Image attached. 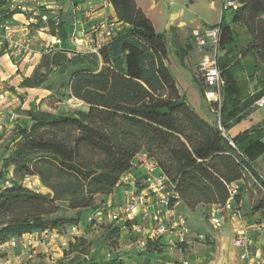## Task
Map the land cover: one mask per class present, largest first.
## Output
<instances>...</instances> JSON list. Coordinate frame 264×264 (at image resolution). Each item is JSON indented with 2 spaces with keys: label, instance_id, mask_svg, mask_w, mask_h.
Returning <instances> with one entry per match:
<instances>
[{
  "label": "trees",
  "instance_id": "trees-1",
  "mask_svg": "<svg viewBox=\"0 0 264 264\" xmlns=\"http://www.w3.org/2000/svg\"><path fill=\"white\" fill-rule=\"evenodd\" d=\"M231 1L238 8L232 11L230 25L223 22L219 25L217 48L237 61L234 66L242 60L249 79L255 80L259 73L264 76V0ZM109 2L117 22L127 25V30L106 44H100L97 39L96 52L44 54L33 78L24 79L21 84L39 88L48 70H60V74L70 71L64 90L87 109L72 116L57 114V105L62 100L60 93L40 102V107L47 110L31 103L27 111L30 125L18 129L16 147L3 168L14 167L17 176H33L36 162L50 160L63 174L75 177L88 190L82 198L69 203V208L74 210H98L94 196L113 194L121 177L132 170L134 160L142 152L158 164L178 195V201L190 210L200 205H224L229 198L226 184L243 180L246 172L264 189V179L252 165L264 152L263 145L257 141L264 137V130L254 127L232 142L226 139L193 110L179 91L167 63L166 38L155 30L135 0ZM3 6L6 10L0 13L5 14L0 22L20 14L9 10V0H0V8ZM62 24L58 37L63 41L66 35ZM234 26L246 29V41L239 38ZM49 28L56 36L51 21ZM219 69L224 81L220 121L223 128L229 129L245 119L248 109L264 96V83L259 84L258 93L244 100L232 68ZM41 70H44L42 78L38 75ZM49 132L74 135L60 138ZM239 197L236 203L240 202ZM55 202L13 183L0 189V248L10 239L25 234L48 230L64 233L69 227L81 224L80 213L77 219L54 216L60 210ZM132 225L129 221L124 226L131 228ZM121 228L111 226L110 239L115 246L120 240ZM85 245V240L80 239V254H85ZM75 246L72 242L68 244L71 248ZM149 248L150 252L162 253L151 244ZM109 261L112 262L109 264H120L121 259ZM83 264L99 263L84 259Z\"/></svg>",
  "mask_w": 264,
  "mask_h": 264
},
{
  "label": "crops",
  "instance_id": "crops-1",
  "mask_svg": "<svg viewBox=\"0 0 264 264\" xmlns=\"http://www.w3.org/2000/svg\"><path fill=\"white\" fill-rule=\"evenodd\" d=\"M188 1L189 0H135L137 6L151 20L155 27V30L165 36L166 42L167 39L175 42L178 45V49L180 48V51H182V54L187 59H189L190 54H193V52L195 51V55L197 56L195 64H197L196 67H198L204 59L213 58L215 56V52L211 48V43H208L204 47L198 45L197 37L195 36V34H203L206 30L209 29L207 27L204 28V24L194 17L191 8L186 6ZM76 2H72L71 0H41L38 2L37 8L39 7L51 10L58 7L60 9V17L61 22L63 23L62 27L63 32L66 35V39L63 40L62 44L59 47H52V49H54L53 53H58L60 51L76 52L82 54L88 53L91 50V47L88 45V39L92 34L88 31L89 27L100 21H117L114 8L109 0H80L77 3ZM192 3H194V1H189V4ZM215 4L216 2H213L212 7H214ZM4 10H6V6L0 8V13L2 11L4 12ZM220 13L222 14V19L218 24H215L217 25L216 28H218L222 22L225 25H230L232 12L229 11L225 13L222 8ZM4 15L5 14H0V21H2ZM9 20L20 32L24 30L30 32L34 47L42 51L43 55L52 52H48L45 50L46 44L54 43L53 38H50V28L48 25L41 23L39 20L38 24L31 25L28 21V16L21 13L12 16ZM127 29V25L118 23V30L116 32V35L122 30L125 31ZM234 30L235 33H242L243 39H245L246 41L247 34L244 27L234 26ZM97 39L100 44H106L109 42L105 39H102L101 37H98ZM208 50H210V52H207ZM225 52L226 51L217 52V62L219 53L225 54ZM228 58L229 57H227L226 59ZM238 61L239 62L236 64V66H234L237 61L231 62L229 60L224 67L232 68L231 70L239 81V85L242 91V98L246 100L250 97H253L261 90V88H259L260 86L256 84V79H249L242 60ZM37 69L39 68L30 67L24 63L15 61L8 54L6 45H3L0 42V87L3 86L8 89L12 88L17 94L20 95V97L27 98L28 102L24 103L23 106L20 107L23 111H28L30 109L32 100L36 101V103H40L43 99L51 96L52 94L62 93L60 91H55L54 89H46L44 87V84H42L39 88L22 87L21 84L23 80L33 78ZM251 85L253 86V91H248V88ZM65 93L68 94L67 91H65ZM185 99L188 102V98L185 97ZM205 101L208 106H211V103L208 102L206 98ZM27 103H30L29 107ZM255 103L248 109V116L241 122L231 126V128L229 129L223 128L221 124L219 112L220 109L217 108L216 112L205 105H199L198 102L196 103L195 107L191 106L190 103L189 105L201 118L206 120L214 128L220 130L222 132V135L230 142H232L233 139L241 136L243 133L251 130L254 127H261V129L264 130V107L258 108ZM19 106L20 104L16 105V108H18ZM210 112L216 113L217 116L212 115ZM2 114L6 115V113ZM3 115L1 117L2 119L0 118V126L2 127L6 126V124H4V118L8 120V117H6L7 115L4 118ZM215 117H217L218 119L216 120ZM257 141H259L264 147V137L262 139H258ZM139 162L134 166L132 170L133 176L137 180H141L143 177H145L147 172L145 165H142ZM252 165L260 174L261 178L264 179V152L253 162ZM249 176L251 175L245 174L242 180L244 184L246 180H248ZM258 186L261 187L259 183ZM128 188L130 191L135 190L134 187L130 188L119 186L118 188H116L113 194L107 197L108 202L105 204V206L107 204H114V206H117V203L122 204L125 200L124 196L128 191ZM243 203L244 200L242 197L241 201L237 203L240 211ZM174 204L173 219L176 220L178 218H184L186 219L187 226L189 225V233L185 238V243L181 245L182 248L180 249L167 246V248L163 250V253H158L155 251L145 252L143 250H140L138 247L136 248L135 246L134 249H136V255L134 258L136 259V262L133 264H182V262L184 261H187L189 264H202L206 259V256H203L202 253L204 252L205 254L206 248L211 247L213 243H217L222 246L221 250L223 251V253L219 254L218 256L219 258L224 259V261L228 260L227 258L230 257L229 255H227V251L224 254V251L229 247V249H232L234 252H236L237 258L241 264H254L258 258H261L264 264V217H259L258 213L256 212H251L250 217H245L244 228L246 229L251 239V256L246 263L240 258L241 252L239 250H235L233 247V240L236 237V226L238 225L236 220L234 221L230 218H227L220 229H214L211 225L213 231H195L192 227H195L196 225V227L198 228L200 223H204L207 214L211 215L218 206L200 205L195 210H190L185 207L180 201ZM134 221L135 223H137L139 221L138 217L134 218ZM124 225L125 223H123L122 225L121 234L123 236L129 234L133 235L130 231V228H126ZM138 235L142 236V234ZM200 235L206 236L208 239L206 243L210 245L202 246V248H199L196 245L195 240H198V236ZM166 239L164 238L162 240L163 244H166ZM132 246L134 245L130 244L129 246L125 247L127 249H131ZM176 253H178V255H176ZM130 255L128 256V258L131 257ZM137 255L139 256L138 258ZM174 255H176L179 260H174L175 262L162 260L165 259L166 256L169 259ZM108 256L110 257L111 255L108 254ZM194 256L195 258H192ZM190 257L192 259H190ZM123 259L125 258H121V260ZM129 264L132 263L129 262Z\"/></svg>",
  "mask_w": 264,
  "mask_h": 264
},
{
  "label": "rangeland",
  "instance_id": "rangeland-1",
  "mask_svg": "<svg viewBox=\"0 0 264 264\" xmlns=\"http://www.w3.org/2000/svg\"><path fill=\"white\" fill-rule=\"evenodd\" d=\"M189 1L187 2L186 6L191 8L194 17L204 24V28L207 27L209 30L216 29L217 25L215 24H218L221 21L222 14L220 12L222 8L225 13L229 12L228 10H225L229 6L227 4V1L229 0H225V2L224 0H192L194 1L192 4H189ZM213 2H216L214 7H212ZM238 36L239 38L243 39L242 33L238 32ZM53 51L54 49L52 52ZM167 51V63L169 65L170 71L177 82L179 91L184 97L188 98V103L195 107L196 103L198 102L199 105H205L217 112V105L211 103V106H208L205 103L206 101L204 97L202 74L199 71L200 65L196 67L197 64H195V60L197 58L195 51L193 54L191 53L189 59H187L182 54V51H180V48L178 49V45L170 39H167ZM207 52H210V50ZM226 58V52L225 54L219 53V67L226 66L227 61L229 60L231 62L235 61L232 56H230L228 59ZM38 75L40 78H42L44 76V70L39 71ZM69 79L70 71L60 74V70L52 68L47 71L46 78L43 80V84L46 89H54L55 91L60 90V92H62L59 94L62 100L59 101L56 112L57 114L65 116H72L75 115V113L79 110L87 109L83 103L71 98L65 93L64 89L68 86ZM255 82L257 85L260 84L262 86L264 83L263 74L259 73ZM252 87L253 86L251 85L248 88V91H253ZM26 102H28L27 98L21 97L19 102L20 106L16 108L19 109L17 111L18 119L16 121L10 122L4 118L6 115L2 114L3 118L5 119L4 124H6V126H0V189H3L7 182H11L13 184L21 185L27 189H30L40 195L47 196L50 199H54L56 201L55 205L59 206L60 208L59 212H57L54 216L60 217L62 219H77V215L80 213L78 218L81 222V230L79 231L80 233L78 234V239L76 241L73 239V234H68V236L63 239L57 238L56 236L55 238H50L48 236L47 238H44L41 235L35 237H25L26 239L32 238L36 241H42L41 246H37L36 248L23 247L21 242L23 240V236L20 238L10 239V241L4 244L5 246L3 245V247L0 248V264H6V262H10V264H83L84 259H90L91 261H96L99 264H109L112 263L109 260L113 258H125L121 260L120 264H129V262L132 264L135 263L136 259L134 257L136 255V249H134V247H138V241L142 238V236L136 234L123 236L121 234L120 240L115 246L112 244V239H110L111 226L122 227L124 220L111 222L106 211H103L104 213L102 217L97 216L98 210L103 209L105 204L108 202L107 196H94V203L99 206L98 210H74L69 208V203L75 199L82 198L84 195H86L88 190L85 188L83 183H80L75 177L63 174L60 168L50 162V160L36 162L35 166L32 168L34 173L33 176H17L14 173V167H9L8 169L3 168L4 161L10 156L16 147L18 140V129L28 127L30 125L27 111H23L22 108H20ZM32 103H34L38 109L40 108L42 110H47L46 107H40L41 103L39 102L36 103V101L32 100ZM210 113L214 116H217V114L214 112ZM215 119L217 120L218 118L215 117ZM49 135L62 138L74 134L70 132H58L56 134H52L49 132ZM87 157L92 158L90 153H87ZM258 183L259 182H257L255 178L249 176L239 197L240 201L242 197L244 200L243 206L241 207L244 226L245 217H250L251 212H256L258 213L259 217H264V189L262 186H258ZM118 205L120 204L117 203V206ZM130 222L135 224L134 220ZM148 225V223L144 224L146 228H148ZM67 227L69 226H66V228ZM192 228H194L195 231H213L210 224V215L207 214L204 223H200L198 228L196 225ZM66 232L68 231H65L64 233ZM80 239H83L86 242L85 254H80L78 252L79 249H81V247L78 248ZM70 242H72V245H76L75 247L78 249L74 247H68ZM195 242L199 248L210 245L206 242H200L197 239ZM130 244L134 245L131 248L132 250L125 247L129 246ZM221 249L222 246L217 243H213L211 247L206 248V253H202L203 256H206V259L202 264H241L237 258L236 252H234L232 249H229V247L224 251V254L227 251V255L230 256V260L227 258L228 260L224 261V259L219 258L218 255L223 253ZM234 249L238 251V249ZM144 251L146 252L147 250L145 249ZM108 254L111 256L109 257ZM129 255L131 256L130 258H128ZM176 255H178V253H176ZM176 255L171 256L169 259L166 256L165 259L162 260L175 262L174 260H179ZM138 257L139 256L137 255V258ZM192 258H195V256ZM192 258L190 257V259Z\"/></svg>",
  "mask_w": 264,
  "mask_h": 264
},
{
  "label": "built area",
  "instance_id": "built-area-1",
  "mask_svg": "<svg viewBox=\"0 0 264 264\" xmlns=\"http://www.w3.org/2000/svg\"><path fill=\"white\" fill-rule=\"evenodd\" d=\"M39 1L41 0H9V10L17 11L25 15L29 14L30 17L28 21L31 25H36L40 21L49 26V22H52L56 36H53L49 32L50 38H53L54 43L46 44L45 48L46 51L50 52L53 50V46L59 47L63 42L58 37L59 28L61 26L60 9L58 7L51 10L44 8V12H41L40 9L42 8H37ZM71 1L78 2L80 0ZM227 4L229 6L225 10L230 9L228 11L232 12L238 8L237 4L231 0L227 1ZM37 16L39 17L37 18ZM117 30V21H100L90 26L88 29V31L92 33L88 39V45L91 47L90 52H96L94 45L98 37L110 42L116 35ZM219 32L220 29L218 27L213 30H206L203 34H195L199 46L204 47L208 43H211V48L215 52L213 58H206L201 62L199 71L202 74L205 98L208 102L217 105L218 109L221 108L223 103L224 86V81L221 77L217 62ZM0 42L6 45L8 54L15 61L24 63L30 67H37L40 64L43 52L34 47L29 31L24 30L20 32L10 21L0 22ZM20 99L21 97L19 94L1 86L0 116L2 113H6L10 122L16 121L18 119L16 105L19 104ZM255 105L258 108H263L264 96L257 101ZM138 162L145 165L147 171L146 176L141 180H137L132 173L134 166L137 165ZM132 170L121 177L119 186L134 187L135 190L130 191L128 188L124 196L125 200L122 204L118 206L107 204L103 209L98 210L97 216L102 217L103 213L106 211L111 222L124 220V223L138 217L139 221L132 225L130 231L132 234H142V238L138 241L137 245L143 251L145 249L149 251V244H151L153 248L158 247V249L162 250V253L167 246L179 248L178 246L185 243L189 228L186 219H173L174 206L170 207V205L171 203L179 201L178 195L175 193L172 184H170L168 178L160 172L158 164L150 159L145 152L140 153L136 157L133 162ZM246 174L249 175L248 172H246ZM243 186L244 183L242 180L232 184H226L229 198L224 205L218 206L212 212L210 215V223L214 229H220L227 218L237 221L238 225L236 226V237L233 240V247L241 252V260L247 263L251 256V239L244 228L243 216L235 201L236 198L240 196ZM5 187H11V183L7 182ZM145 223L149 224L147 226L148 228L144 226ZM80 228V225L69 227L67 230L68 232L64 234L57 230L25 234L21 242L25 248H36L37 246H41L42 241H36L32 238L26 239L25 237L41 235L44 238H47V236L55 238L56 236L57 238L63 239L67 237L68 234H73L72 236L75 238L80 233ZM164 238H167L166 244L162 243ZM198 241L206 242L208 239L206 236H199ZM6 264H10V262H6ZM182 264L189 263L184 261ZM254 264H263V260L258 258Z\"/></svg>",
  "mask_w": 264,
  "mask_h": 264
}]
</instances>
